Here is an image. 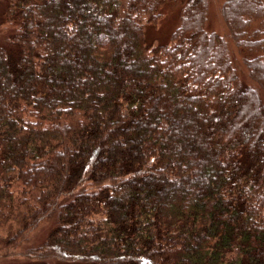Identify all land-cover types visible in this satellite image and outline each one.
Masks as SVG:
<instances>
[{"label": "trees", "instance_id": "obj_1", "mask_svg": "<svg viewBox=\"0 0 264 264\" xmlns=\"http://www.w3.org/2000/svg\"><path fill=\"white\" fill-rule=\"evenodd\" d=\"M0 23V260L264 264V0H0Z\"/></svg>", "mask_w": 264, "mask_h": 264}, {"label": "rangeland", "instance_id": "obj_2", "mask_svg": "<svg viewBox=\"0 0 264 264\" xmlns=\"http://www.w3.org/2000/svg\"><path fill=\"white\" fill-rule=\"evenodd\" d=\"M170 14L168 16H163V21L160 24V30L159 35L161 37V40L165 39L170 31L172 30V26L174 29V26L176 25L177 15L175 14L174 9H170L168 11ZM210 28L213 29V31L219 32L220 34H223L224 30L221 28V20L219 16L215 13V11L210 12ZM8 32L6 28L3 27L0 23V40L4 37V35ZM46 231L39 232L36 237H34L28 244L27 247L30 246H36L41 242V239L45 236ZM0 264H20V261L18 258L15 257H7L3 260H0Z\"/></svg>", "mask_w": 264, "mask_h": 264}]
</instances>
